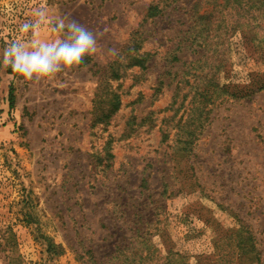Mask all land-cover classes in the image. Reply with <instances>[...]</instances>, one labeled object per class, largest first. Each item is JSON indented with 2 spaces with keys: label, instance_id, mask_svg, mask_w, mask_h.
<instances>
[{
  "label": "rangeland",
  "instance_id": "1",
  "mask_svg": "<svg viewBox=\"0 0 264 264\" xmlns=\"http://www.w3.org/2000/svg\"><path fill=\"white\" fill-rule=\"evenodd\" d=\"M232 1L0 0V264H116L136 228L189 264H264V30ZM61 16L98 54L19 78L4 49L59 38ZM199 16L231 39L210 47Z\"/></svg>",
  "mask_w": 264,
  "mask_h": 264
},
{
  "label": "clouds",
  "instance_id": "2",
  "mask_svg": "<svg viewBox=\"0 0 264 264\" xmlns=\"http://www.w3.org/2000/svg\"><path fill=\"white\" fill-rule=\"evenodd\" d=\"M42 12L33 22H25L20 30L34 33L41 26ZM54 30L60 34L54 40H41L34 46L12 41L3 52V63L26 82L39 83L54 79L65 71L86 66V58L94 57L100 51L97 35L78 21L68 16L59 17ZM108 54L118 58L117 49H109Z\"/></svg>",
  "mask_w": 264,
  "mask_h": 264
},
{
  "label": "trees",
  "instance_id": "3",
  "mask_svg": "<svg viewBox=\"0 0 264 264\" xmlns=\"http://www.w3.org/2000/svg\"><path fill=\"white\" fill-rule=\"evenodd\" d=\"M229 2L230 0H225L226 4H228ZM231 4L232 10L235 12V14H237V16L241 14V11H245V13L248 15L252 9L256 10L257 12L254 14H256L257 16L255 18H252V21L254 20L253 22L257 23L256 27H262V29L264 30V0H233ZM151 9L149 8V10L147 11V16L149 17L156 14V12L152 13ZM198 19L200 22H196V26L199 27L197 36L204 40L209 39V36H211V39H209V41H211V43L209 44L210 47H214L216 49L217 47H219V45H221V42L225 43L227 39H231V34H227V32H225L224 30L220 32L219 28L221 26V22L218 20L217 16L214 21L211 20V17L207 18L206 16H199ZM230 27L232 29L234 28L233 25ZM223 29H225V26ZM197 36H194V39L195 37L197 38ZM213 40H215L214 43ZM262 42H264L263 38ZM144 61L145 58L136 57L133 65L139 66L142 70L145 67ZM221 89L224 88L222 87ZM249 94H251V92ZM249 94H246V96ZM119 104L120 101L118 99V96L116 95L113 96L108 102H106L107 106L102 111L103 118L109 117L108 113L111 110L112 113L113 111L117 110ZM140 231H142L141 228L135 229L136 236H131L132 239H134L133 243H129L128 245H125L123 247H118L115 250V252L113 253L114 256H112L111 259L115 260L116 264H189L187 261V257L182 253L168 251L166 255L160 254L159 251L152 246L150 240L144 238L143 233L139 234ZM237 238L238 241L235 245L240 252L245 253L251 252L253 250V244H247V242L253 239L250 234L243 237L242 232L239 231L237 233Z\"/></svg>",
  "mask_w": 264,
  "mask_h": 264
}]
</instances>
